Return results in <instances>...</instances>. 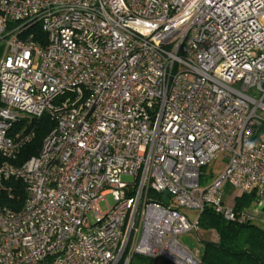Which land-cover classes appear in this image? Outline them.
I'll use <instances>...</instances> for the list:
<instances>
[{"label": "built area", "instance_id": "built-area-1", "mask_svg": "<svg viewBox=\"0 0 264 264\" xmlns=\"http://www.w3.org/2000/svg\"><path fill=\"white\" fill-rule=\"evenodd\" d=\"M0 41V264H197L205 207L252 220L225 186L264 214V0H0Z\"/></svg>", "mask_w": 264, "mask_h": 264}, {"label": "trees", "instance_id": "trees-1", "mask_svg": "<svg viewBox=\"0 0 264 264\" xmlns=\"http://www.w3.org/2000/svg\"><path fill=\"white\" fill-rule=\"evenodd\" d=\"M54 123L47 114L33 119L29 129L33 131L32 140L26 144L17 156V164L24 162L38 153L44 136L53 128ZM264 135V124L255 133L259 138ZM214 173L201 169V183L213 178ZM151 201L166 204L159 194L151 193ZM26 197L23 183L16 179H8L0 190V205L14 211L21 209ZM255 194L236 196L233 207L242 211L253 205ZM197 240L201 245L197 264H264V225L250 219L245 221L225 220L216 214L211 207H205L198 218L196 230ZM155 259L134 256L130 264H160Z\"/></svg>", "mask_w": 264, "mask_h": 264}, {"label": "rangeland", "instance_id": "rangeland-1", "mask_svg": "<svg viewBox=\"0 0 264 264\" xmlns=\"http://www.w3.org/2000/svg\"><path fill=\"white\" fill-rule=\"evenodd\" d=\"M4 48H5L4 42H1L0 41V56L3 54ZM223 166H224L223 165V161H221L220 159H218V160L212 162L210 165H208L206 167V171L207 172H210L211 171L212 173H214L215 176H217V175H219L223 171V168H224ZM123 179L126 180L127 178L124 177ZM222 193H223V196H225V202H224V204L226 206L231 207L233 205V203H234L235 197L238 195V192L237 191H234V192H232L229 195V194H227L228 192H227V190L225 188ZM99 207H100V209L102 211H105L106 210V205H105L104 202H100L99 203ZM254 208H256L254 205H251L249 207V209H254ZM187 213L189 215H192V212H188L187 211ZM179 240H180V242L182 244H184L185 246H187L190 249H193V250L194 249H197L198 252L201 250V245H200V243L197 240V233L195 231H190L188 233H185V234L180 235L179 236Z\"/></svg>", "mask_w": 264, "mask_h": 264}, {"label": "crops", "instance_id": "crops-1", "mask_svg": "<svg viewBox=\"0 0 264 264\" xmlns=\"http://www.w3.org/2000/svg\"><path fill=\"white\" fill-rule=\"evenodd\" d=\"M225 188L228 192L227 194L229 195L235 191L231 186H228V185L225 186ZM223 198L225 200V196H223ZM244 212L248 213L252 217V221L264 225V214H262L257 208H254V209L247 208V209H244Z\"/></svg>", "mask_w": 264, "mask_h": 264}]
</instances>
